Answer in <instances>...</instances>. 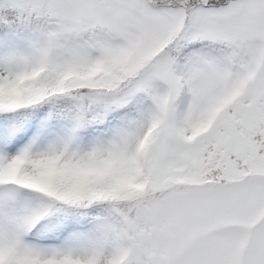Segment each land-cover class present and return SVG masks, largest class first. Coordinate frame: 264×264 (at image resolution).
Returning a JSON list of instances; mask_svg holds the SVG:
<instances>
[{
    "label": "snow or ice",
    "instance_id": "6c2138e0",
    "mask_svg": "<svg viewBox=\"0 0 264 264\" xmlns=\"http://www.w3.org/2000/svg\"><path fill=\"white\" fill-rule=\"evenodd\" d=\"M0 264H264V0H0Z\"/></svg>",
    "mask_w": 264,
    "mask_h": 264
}]
</instances>
